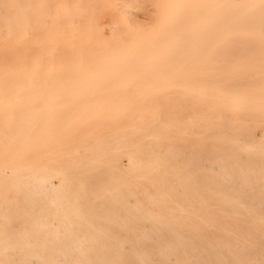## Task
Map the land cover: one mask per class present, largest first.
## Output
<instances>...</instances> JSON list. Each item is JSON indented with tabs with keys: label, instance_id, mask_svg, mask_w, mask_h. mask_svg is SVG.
<instances>
[{
	"label": "bare ground",
	"instance_id": "1",
	"mask_svg": "<svg viewBox=\"0 0 264 264\" xmlns=\"http://www.w3.org/2000/svg\"><path fill=\"white\" fill-rule=\"evenodd\" d=\"M263 69L264 0H0V264H264Z\"/></svg>",
	"mask_w": 264,
	"mask_h": 264
},
{
	"label": "rangeland",
	"instance_id": "2",
	"mask_svg": "<svg viewBox=\"0 0 264 264\" xmlns=\"http://www.w3.org/2000/svg\"><path fill=\"white\" fill-rule=\"evenodd\" d=\"M263 73H264V69H263ZM252 126H253V131H252V135H253V137L254 138H257V140H259V139H261V141L262 142H264V132H263V129L261 128V126L260 125H258L256 122H254L253 124H252ZM153 260H155V261H153ZM159 263H161V264H171V263H169V261H163V262H160L159 260H157V259H151V260H149V264H159Z\"/></svg>",
	"mask_w": 264,
	"mask_h": 264
}]
</instances>
